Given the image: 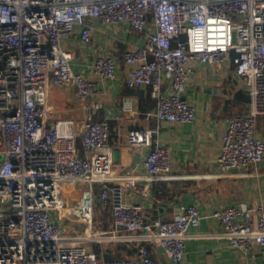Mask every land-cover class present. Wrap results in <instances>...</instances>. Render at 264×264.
<instances>
[{"label": "built area", "instance_id": "built-area-1", "mask_svg": "<svg viewBox=\"0 0 264 264\" xmlns=\"http://www.w3.org/2000/svg\"><path fill=\"white\" fill-rule=\"evenodd\" d=\"M92 19L126 23L147 35L144 46L124 54L132 66L126 84L151 86L160 124L195 119L184 97L191 61L219 62L232 51L250 106L246 114L228 117L220 170L210 175L255 174L245 168L264 160V139L257 134L264 113V0H0V264H157L148 243L163 250L162 264H181L189 230L200 224L194 204H181L172 219L148 221L141 204L124 199L125 189L139 180L181 177L173 172L169 147L158 139L159 126L127 133L130 145L150 147L146 170L137 174L115 165L106 119L84 120L81 148L73 118L50 121L52 85L73 86L82 101L96 88L93 79L74 71L73 52L63 44L78 27L81 40L90 43ZM91 67L104 79L116 75L110 54L98 55ZM165 75L171 77L169 92ZM122 111L135 115L131 99L123 100ZM97 183L99 201L113 217L107 229L97 227ZM68 214L81 229L66 231ZM213 215L222 226L219 236L244 251L259 246L264 264V200ZM113 242L137 244L136 255L105 258L97 244Z\"/></svg>", "mask_w": 264, "mask_h": 264}, {"label": "crops", "instance_id": "crops-1", "mask_svg": "<svg viewBox=\"0 0 264 264\" xmlns=\"http://www.w3.org/2000/svg\"><path fill=\"white\" fill-rule=\"evenodd\" d=\"M91 24L90 43L81 40L78 27L76 33L63 44L73 52L71 64L74 71L93 79L96 88L87 100L82 101L75 96L73 86L52 85L49 93L50 121L73 118L81 137L83 123L88 116L106 119L110 124L115 165L124 166L126 173L137 174L146 170L144 160L150 147L130 145L127 133L134 127L159 126L158 139L169 147L173 172L181 177L151 182L139 180L133 187L125 189L124 199L141 204L148 221L172 219L181 204L196 205L202 218L198 226H192L189 230L181 264L261 263L262 249L255 245L244 251L230 244L218 235L222 226L213 215L229 205L240 202L254 205L264 200V160L256 169L252 165L245 168L248 172L256 170L255 174L241 177L210 175L220 170L218 156L228 117L246 114L250 106V96L235 71L232 60L234 53L229 52L226 59L219 62L192 60L194 72L187 83L184 97L195 108V119L191 122L160 124L153 115L157 101L151 86L130 87L126 84V76L132 66L125 61L124 54L144 46L147 35L133 32L126 23L103 24L92 19ZM102 53L110 54L116 60L114 78L104 79L92 70V63ZM163 87L166 92L171 90L169 75L164 76ZM126 98L133 103L134 116L122 111V102ZM95 102H100L102 106L94 109ZM257 134L264 139V113L258 116ZM78 145L81 148L80 139ZM98 185L101 186L97 183L95 187ZM94 196H97L95 192ZM95 214L99 229L113 225L109 208L101 203L98 211L95 209ZM148 246L156 263L162 264L165 261L163 250L153 243H148ZM97 248L108 258L103 246L97 245Z\"/></svg>", "mask_w": 264, "mask_h": 264}, {"label": "trees", "instance_id": "trees-1", "mask_svg": "<svg viewBox=\"0 0 264 264\" xmlns=\"http://www.w3.org/2000/svg\"><path fill=\"white\" fill-rule=\"evenodd\" d=\"M81 137L79 135L78 141L79 139L81 141ZM137 249V244L125 242H117L114 245H110V243H108V245L105 247V251L107 252L108 258L132 257L136 255Z\"/></svg>", "mask_w": 264, "mask_h": 264}, {"label": "rangeland", "instance_id": "rangeland-1", "mask_svg": "<svg viewBox=\"0 0 264 264\" xmlns=\"http://www.w3.org/2000/svg\"><path fill=\"white\" fill-rule=\"evenodd\" d=\"M100 186L98 185L97 187H95V193H96V195L98 196V198H99V192H100ZM98 192V193H97ZM97 196L95 197V200H94V206L96 207H94L95 209H97V211H98V208H99V204L101 203V202H99V200H98V198H97ZM63 222H64V224H66V227H65V229H66V231H68V230H74V229H81L79 226H77L76 224H75V221H74V219L72 218V216L70 215V214H68V215H66L64 218H63ZM97 245H99V246H103L104 248L108 245V243H99V244H97Z\"/></svg>", "mask_w": 264, "mask_h": 264}]
</instances>
